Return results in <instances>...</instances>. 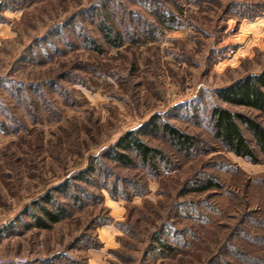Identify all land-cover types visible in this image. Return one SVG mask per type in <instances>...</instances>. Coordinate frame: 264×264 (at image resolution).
I'll use <instances>...</instances> for the list:
<instances>
[{"label":"rangeland","instance_id":"374dc122","mask_svg":"<svg viewBox=\"0 0 264 264\" xmlns=\"http://www.w3.org/2000/svg\"><path fill=\"white\" fill-rule=\"evenodd\" d=\"M263 69L264 0H0V264H264V155L219 150L210 124L220 106L264 125L216 95ZM155 117L202 152L143 132L172 171L104 156ZM207 175L223 188L183 194ZM49 193L67 216L43 230Z\"/></svg>","mask_w":264,"mask_h":264},{"label":"trees","instance_id":"16d2710c","mask_svg":"<svg viewBox=\"0 0 264 264\" xmlns=\"http://www.w3.org/2000/svg\"><path fill=\"white\" fill-rule=\"evenodd\" d=\"M101 31L107 42L121 46L122 37L119 33L106 26H103ZM216 95L225 103L253 109L264 117V69L258 74H249L218 89ZM210 124L214 142L219 150L233 153L252 163L260 162L259 155H264V125L260 121L247 114L215 106L210 113ZM244 128L250 133L252 142L245 135ZM143 132L150 136L162 134L170 140L179 154L189 158L200 154L204 148L201 139L181 132L169 123H158L155 117L142 125L141 129L129 131L121 136L104 156L128 168L136 167L137 158L141 167L153 175L172 171L173 162L164 152L143 142L140 137ZM186 187L183 194H206L222 189L223 184L213 175H207L204 178L196 177L188 181ZM53 198L51 193L43 196L46 205L40 207L42 217H35L36 228L51 229L67 216V208L53 201ZM48 204L51 207H47ZM190 205H183L184 210H193L190 216H195L196 206ZM158 241L163 250H172L169 243L161 239Z\"/></svg>","mask_w":264,"mask_h":264},{"label":"built area","instance_id":"2783aa9c","mask_svg":"<svg viewBox=\"0 0 264 264\" xmlns=\"http://www.w3.org/2000/svg\"><path fill=\"white\" fill-rule=\"evenodd\" d=\"M4 262L11 263V264H13V263H15V264L16 263H25L26 262V259H23V258H14V259L6 260Z\"/></svg>","mask_w":264,"mask_h":264}]
</instances>
